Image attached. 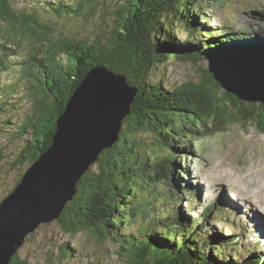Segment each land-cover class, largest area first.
<instances>
[{"label": "trees", "instance_id": "trees-1", "mask_svg": "<svg viewBox=\"0 0 264 264\" xmlns=\"http://www.w3.org/2000/svg\"><path fill=\"white\" fill-rule=\"evenodd\" d=\"M19 1L27 7L19 10L15 6ZM92 1L0 0V38L4 41L0 42V73L11 71L34 90L30 115L16 133L9 134L8 141L22 139L30 131L31 139L19 153V160L22 157L34 162L52 144L58 117L92 68L103 66L123 74L138 89L131 113L119 141L100 155L78 183L77 194L57 220L60 228L71 237L85 232L100 245L116 246L118 257L126 264H230L208 256L209 251L218 257L224 255L225 249L215 243L226 248L225 235H214L216 239L201 236L200 241V230L184 224L182 217L172 212L170 191L173 193L175 185L179 187L182 161L192 158L193 145L204 132L211 135L226 131L231 122L264 134V105L249 106L240 101L225 92L209 72L203 81L173 90L153 81L159 64L196 61L217 44L202 43L206 36L202 21L207 19L211 1L113 0L111 26L92 41L58 40L52 24L44 23L46 15L88 21L96 14ZM106 10L108 15L109 8ZM261 13L264 20V11ZM178 29L189 33V42L183 48L176 38ZM241 31L234 38L247 39L253 34L244 28ZM24 49L30 54L21 60L19 53ZM232 97L241 105L231 103ZM13 106L3 86L1 136L8 134L6 129L15 123L9 113ZM147 132L152 140L143 138ZM151 204L153 208L163 207L159 212L152 210L154 217L147 218ZM219 207L214 209L222 212ZM138 217L144 221L135 236L128 231V224H136ZM65 254L70 255L67 251ZM12 264L29 263L16 255ZM231 264H258V260Z\"/></svg>", "mask_w": 264, "mask_h": 264}, {"label": "rangeland", "instance_id": "rangeland-1", "mask_svg": "<svg viewBox=\"0 0 264 264\" xmlns=\"http://www.w3.org/2000/svg\"><path fill=\"white\" fill-rule=\"evenodd\" d=\"M19 3L15 4L19 10L27 7L25 2L19 1ZM92 6H95L96 14L88 21L85 19L69 21L65 18L58 19L56 16L46 15L43 17L45 19V22H43L47 25L52 24L50 26L55 29L53 32L58 40L67 37L92 41L100 34H106L107 29L111 26L112 21L110 12L114 9L115 4L113 0H94L92 1ZM106 7L109 8L108 15H106ZM262 11H264V0H226L218 6H213L210 12L206 13L210 29H216L214 31L215 33L221 32L222 29L223 32L225 31L226 37L232 40L230 43L223 45L219 43L220 45L217 44L215 45L216 47H212L213 51L219 54L217 55L218 72L229 84H237L243 88V90H248L242 87L243 85L241 84L242 80L240 77L244 70L239 67L238 71L237 69L236 71L233 70L235 72L234 76L229 75L232 74V72H227V68H232V65H235V61L234 59H232V61L222 59V54L229 48L227 47L225 49L226 46H234V35L240 34L242 28L247 30V32L264 29V20H262L260 15ZM204 29L205 31L212 32V30L207 27ZM176 38L179 41V47L183 48L182 46L189 42L187 41L189 39V33L182 32V30L178 29ZM210 38L211 37H206V39L202 38L203 45L207 44L205 41L211 40ZM246 40L244 42H246ZM0 42L3 43L4 41L0 38ZM240 43L242 44V42ZM12 46L13 45H10L9 47ZM218 47L219 50L217 49ZM26 53L29 55L30 50L24 49L23 52L19 53L22 55V57L19 56V58L22 60L23 57H27ZM158 66L159 67L154 70V83L163 82V84L168 86V89L173 90L189 87L191 84L203 81L204 74L208 71L210 62L208 60H203L201 62L171 60L166 64H159ZM245 75L249 76V74ZM3 86L7 88L8 103L10 105H15L13 106L14 109L12 108L13 110L9 112L11 119L15 120V123L13 121L12 124L9 125V128L6 129L7 132L9 131L8 134H5V136H1L0 134V203L15 190L32 164L41 159V157H39L32 163H29L26 158L22 157V160H19V153L22 152V148L25 147L26 143L31 139L32 134L30 131L25 132L22 135L23 138L18 139L19 141L17 139L11 143L8 141L9 134L16 133V130L18 131L20 129L24 119L30 115L29 113L33 109L31 98L34 90L27 82H23L21 79L16 78L11 71L0 73V91ZM248 91L254 95L261 94L257 93V90ZM229 100L231 103L233 102L236 105H241V103L233 97ZM244 103L249 106L253 104L259 106L257 103ZM204 133L201 136V140L195 144V146L197 144L198 146L193 150L192 158H189L188 161H182L183 179L189 183V186L192 187L190 189L195 192L193 195L195 198L192 200L194 204L191 205V202L188 204L186 200H183L182 204H175L173 208L177 210L178 213L182 212L183 216L184 214L189 216L190 221H194V224L198 226L196 231L200 230V232L197 233L200 234V241L203 242L201 236H203L204 239H210L214 235H217L215 230H220L221 232L224 231V233L227 232V235L232 236V238H236V242L239 244L240 239L248 233L247 227H245L247 223L254 230L250 219L244 218V216L248 217L250 212L248 210L245 212L240 209L236 210L235 206H233L232 201L234 204L237 202L236 205L240 208L246 209V205L240 199H233L231 201L229 195V188L231 187L230 184L228 185L229 182L220 179L221 181H215L213 184H210L206 181L208 178H213L215 175H221L222 178L227 179H232V176H237L241 177L245 182H253L255 184H259V181L264 180V134H260L257 128L244 125L241 126L231 122H229L226 131H219L211 135ZM143 138L152 140L148 132L144 133ZM154 148L158 150L155 145ZM182 153L184 152H180L178 156H181ZM24 157L26 156L24 155ZM222 175H227V177H223ZM170 194L172 196L174 195L172 191H170ZM164 196H161L162 199ZM215 196H217V199L215 198L216 200L213 199ZM191 198L192 197H189V199ZM218 198H220L223 203L227 204L225 205L227 206L225 207L227 210H225L226 218L219 217L214 210L212 212H203L204 209L207 210V208L210 210L211 204L215 203ZM169 200L170 198H168V201ZM162 207L161 204L156 208H153L152 204L149 205L147 218L154 217L155 214L152 210L157 209L159 212L162 210ZM202 215L203 218L195 220V218L201 217ZM162 217L163 219H167L166 215ZM143 221L144 219H142V217L136 218V224H128V231L137 236V227ZM226 221L228 222L224 224ZM258 221L257 231L259 230L261 234H264V230H260L261 225L264 224V217H261V219L259 218ZM253 232H255V230ZM251 238H256L259 241L261 240L259 236H252ZM262 239L264 240V237ZM215 246H222V248L225 249L220 243H215ZM240 249L243 250L244 247L240 245ZM259 249L261 254H263L264 241L263 243L260 241ZM66 251L69 252L70 255L68 254L66 256ZM253 251L254 250L250 248L249 253ZM210 253L209 251L208 256L217 257L220 263L224 260V262L229 261L230 264L232 262L233 258H231V260L229 259L233 256V252L225 250L224 255L221 254L222 256L220 257H218L215 252L214 254ZM17 255L29 264H91L93 261H98L99 264H126L118 257L116 246L109 244L106 246L100 245L97 240L95 241L93 237L85 232L71 237L60 228L57 220L42 224L37 228L27 238ZM244 256L245 254L240 253L238 259L241 261L245 260L243 259ZM258 264H261V262L258 261Z\"/></svg>", "mask_w": 264, "mask_h": 264}, {"label": "water", "instance_id": "water-1", "mask_svg": "<svg viewBox=\"0 0 264 264\" xmlns=\"http://www.w3.org/2000/svg\"><path fill=\"white\" fill-rule=\"evenodd\" d=\"M257 31L247 39L250 47L242 45L238 50L226 47L222 59L232 61V52L238 51L234 58L237 67L232 68L252 70L241 84L245 89L257 90L259 95L229 84L217 70L219 54L213 50L203 52L196 61L210 62L206 73H212L225 92L240 101L261 106L264 105V29ZM249 50L253 53V62L248 56ZM137 94L138 89L121 73L103 66L89 71L58 117L57 130L48 150L0 203V264H12L37 228L60 219L65 206L77 194L83 176L104 151L119 141Z\"/></svg>", "mask_w": 264, "mask_h": 264}, {"label": "bare ground", "instance_id": "bare-ground-1", "mask_svg": "<svg viewBox=\"0 0 264 264\" xmlns=\"http://www.w3.org/2000/svg\"><path fill=\"white\" fill-rule=\"evenodd\" d=\"M245 40H246V37L235 38L234 39L233 48L235 50H238L239 47H241L242 45L250 47L247 40H246V42H244ZM240 42H242V44ZM226 47H229V46H226ZM226 47H225V49H226ZM222 48H224V47H222ZM217 49L219 50V47ZM229 50H231V49H228L227 51H229ZM250 50H249L248 56L250 57V60L253 62V58H252L253 57V53ZM237 53H238V51L237 52H232V54H233L232 59L236 58ZM219 68H220V66H219ZM233 69L234 68H229V67L227 68V72H232V74H229V75H234L235 74V72H234L235 70L233 71ZM217 70H219L218 67H217ZM243 70H244L243 74H241L240 78H241V80H243V79L246 80L248 77L245 74H249V73L252 74V70H249L247 67L246 68L244 67ZM256 70H258V69H256ZM226 75H228V74H226ZM227 175H230V174H227ZM227 175H222V176L223 177H227ZM220 179H224L225 181L229 182L228 185L230 184V187H231V188H229V195H230L231 201L233 199H240L241 198L240 200L246 205V209L245 208H240L238 205H236L237 202H235V204H234V202L232 201L233 206H235L236 210L240 209L243 212L248 210L250 212V214L248 215V217L244 216V218L245 219L249 218L251 223H252V226H253L254 230L257 233H260L259 230L257 231V228H258V223H259L258 219L259 218L261 219V217H264V212H263L264 211V180L259 181V184H255L253 182L252 183L245 182L241 177H237V176H235V177L232 176V179H227V178H222L221 175H215L213 178H208L206 182L210 183V184H213L215 181H221ZM245 184H247V185H245ZM252 202H253V204H252ZM215 206L216 205L211 204V208L212 209H214ZM219 208H220V210H222L223 209V205H220ZM253 210H254V212H253ZM222 211L224 212V210H222ZM245 226L247 227V231L248 232H250L249 230H252V227H250L248 223ZM260 230L261 231L264 230V224L261 225ZM262 235L264 237V234H262ZM246 236H248L247 233H246Z\"/></svg>", "mask_w": 264, "mask_h": 264}]
</instances>
